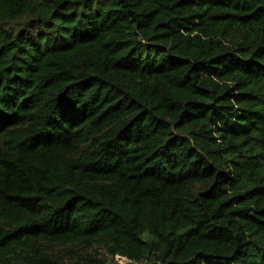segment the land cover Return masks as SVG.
I'll return each mask as SVG.
<instances>
[{"label": "trees", "instance_id": "16d2710c", "mask_svg": "<svg viewBox=\"0 0 264 264\" xmlns=\"http://www.w3.org/2000/svg\"><path fill=\"white\" fill-rule=\"evenodd\" d=\"M116 256L264 264V0H0V264Z\"/></svg>", "mask_w": 264, "mask_h": 264}, {"label": "rangeland", "instance_id": "374dc122", "mask_svg": "<svg viewBox=\"0 0 264 264\" xmlns=\"http://www.w3.org/2000/svg\"><path fill=\"white\" fill-rule=\"evenodd\" d=\"M128 263H129V259L127 257H121V256H116L111 261V264H128Z\"/></svg>", "mask_w": 264, "mask_h": 264}, {"label": "built area", "instance_id": "2783aa9c", "mask_svg": "<svg viewBox=\"0 0 264 264\" xmlns=\"http://www.w3.org/2000/svg\"><path fill=\"white\" fill-rule=\"evenodd\" d=\"M129 263H131V261H130V260H129ZM129 263H128V264H129Z\"/></svg>", "mask_w": 264, "mask_h": 264}]
</instances>
